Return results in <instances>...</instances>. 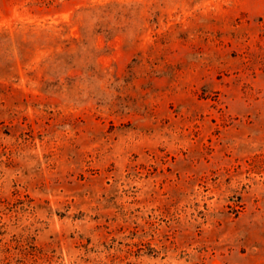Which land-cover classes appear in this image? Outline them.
I'll return each instance as SVG.
<instances>
[{"label": "rangeland", "instance_id": "rangeland-1", "mask_svg": "<svg viewBox=\"0 0 264 264\" xmlns=\"http://www.w3.org/2000/svg\"><path fill=\"white\" fill-rule=\"evenodd\" d=\"M0 264H264V0H0Z\"/></svg>", "mask_w": 264, "mask_h": 264}]
</instances>
